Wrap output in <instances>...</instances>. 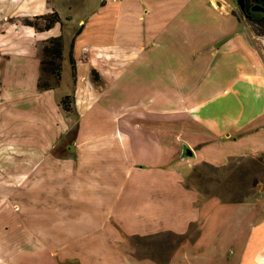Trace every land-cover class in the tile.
I'll return each mask as SVG.
<instances>
[{
	"label": "crops",
	"instance_id": "crops-1",
	"mask_svg": "<svg viewBox=\"0 0 264 264\" xmlns=\"http://www.w3.org/2000/svg\"><path fill=\"white\" fill-rule=\"evenodd\" d=\"M89 3L0 0V66L9 28L42 37L32 79L0 71V264H264V195L201 201L186 184L264 153L260 36L218 0ZM52 12L65 29L8 21ZM60 34L61 82L39 90L41 43ZM164 234L184 236L165 260L135 254Z\"/></svg>",
	"mask_w": 264,
	"mask_h": 264
},
{
	"label": "rangeland",
	"instance_id": "rangeland-1",
	"mask_svg": "<svg viewBox=\"0 0 264 264\" xmlns=\"http://www.w3.org/2000/svg\"><path fill=\"white\" fill-rule=\"evenodd\" d=\"M67 1L70 2V0ZM92 1L89 0V5L93 4ZM248 1L251 4L264 2V0ZM228 2L230 5L227 6L228 10L230 9L239 14L247 22L252 33L260 36L259 40H261V45L264 49V23H256L247 19L240 8L238 0H232L231 2L228 0ZM215 4L218 6V3ZM260 17V15L257 16V18ZM23 18L25 17L18 19L10 18L8 21L24 25L22 22ZM62 24V28L65 29V23L62 22ZM73 29V34L75 35L78 29ZM12 31V28L7 30L2 38V42L7 43L11 41V45L16 49V53H11L9 62L8 60L2 61L0 71L6 69L9 73L21 74L24 77L34 76L38 71L37 58L35 59L33 55L34 46L42 37L39 35L31 37L17 32L12 33ZM12 69H14V72H11ZM30 78L32 79L33 77ZM209 164L206 165L204 162L197 164L190 177L186 180V184L197 191L201 201L209 197H218L223 201H244L256 199L264 195V153L255 156L232 157L223 166ZM198 232L199 229L194 226L189 237L194 239L198 235ZM183 238L184 236L164 234V236L134 238L132 241L136 245V255L152 256L163 261Z\"/></svg>",
	"mask_w": 264,
	"mask_h": 264
},
{
	"label": "trees",
	"instance_id": "trees-1",
	"mask_svg": "<svg viewBox=\"0 0 264 264\" xmlns=\"http://www.w3.org/2000/svg\"><path fill=\"white\" fill-rule=\"evenodd\" d=\"M248 2V0L246 1ZM262 5L263 3H252L254 5ZM248 6V3H247ZM244 15L253 22H263L264 23V11L259 12L257 10L248 9L243 11ZM260 15V18L257 16ZM42 21V22H41ZM23 24L33 27L36 31H45L51 29L57 23H62L61 17L58 12H52L44 15H37L34 17L23 18ZM79 33V30L75 35ZM75 36L71 42L69 59L72 65L73 76L76 75V65L73 57V43ZM63 60H64V36L63 34L52 36L44 41H42L40 46V75L38 78V89L39 90H50L59 86L62 79L63 70ZM94 81H100V76L97 71H92ZM74 98L71 95H66L61 99L62 107L66 111L72 110V103ZM76 128L69 132L68 136L74 135ZM208 165L209 163L204 162ZM210 165V164H209Z\"/></svg>",
	"mask_w": 264,
	"mask_h": 264
},
{
	"label": "water",
	"instance_id": "water-1",
	"mask_svg": "<svg viewBox=\"0 0 264 264\" xmlns=\"http://www.w3.org/2000/svg\"><path fill=\"white\" fill-rule=\"evenodd\" d=\"M238 3L240 5V8L242 11L247 10L246 0H238ZM252 9L264 11V6L258 4V5L252 6ZM185 154H186V156H193L194 155L193 150L190 147H186Z\"/></svg>",
	"mask_w": 264,
	"mask_h": 264
},
{
	"label": "built area",
	"instance_id": "built-area-1",
	"mask_svg": "<svg viewBox=\"0 0 264 264\" xmlns=\"http://www.w3.org/2000/svg\"><path fill=\"white\" fill-rule=\"evenodd\" d=\"M222 5L230 6L228 0H218Z\"/></svg>",
	"mask_w": 264,
	"mask_h": 264
},
{
	"label": "flooded vegetation",
	"instance_id": "flooded-vegetation-1",
	"mask_svg": "<svg viewBox=\"0 0 264 264\" xmlns=\"http://www.w3.org/2000/svg\"><path fill=\"white\" fill-rule=\"evenodd\" d=\"M246 1H247V0H246ZM246 3H248V6H247V8H248V9H251V8H252V6H251L252 4H251L249 1H248V2H246ZM257 11H259V12H263V11H261V10H257Z\"/></svg>",
	"mask_w": 264,
	"mask_h": 264
}]
</instances>
